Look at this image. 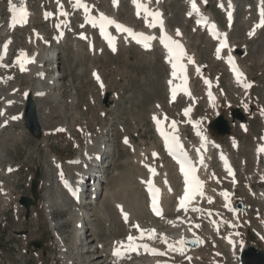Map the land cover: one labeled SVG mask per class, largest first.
<instances>
[{
    "label": "rangeland",
    "instance_id": "obj_1",
    "mask_svg": "<svg viewBox=\"0 0 264 264\" xmlns=\"http://www.w3.org/2000/svg\"><path fill=\"white\" fill-rule=\"evenodd\" d=\"M2 1L0 21L4 13V0ZM28 1L34 15L32 20L34 19L35 32L41 33L50 43L46 47L55 46V51L52 49L49 54L55 53L56 55L59 52L58 56L60 58L58 61H52L48 67L55 68V66H58L59 72L64 75L58 88V91H60L59 98L52 99V95L57 91L53 90L52 93L48 92L41 99H37L40 125L46 131L56 130L57 132L54 135L46 132V141L37 140L27 130L23 119L19 123L13 122L12 126L5 127L0 131V150L3 149L5 154V159L0 156V168H3L7 163L17 164L20 167L18 173H14L7 178L0 176L1 180L7 181L6 184L9 189H12L14 196L30 194L34 202L32 216L28 220H23V213L25 212L23 209L17 208L16 218L18 212L20 213L19 217L15 219L9 216L7 206L3 205L2 200H0V216L5 214L8 220L9 227L6 229L28 231L26 242L30 244V241L34 239L46 242L50 236L48 222L43 211L45 201L52 206L54 199L61 196L65 202L63 205H66V207L60 209L57 205H54L50 208V210L57 211L53 215L54 221H63L65 231H69L72 225L71 220L68 219V210L71 209L73 203L63 191L59 190L61 180H56V169L50 161L53 155L62 161L63 165H68L67 162L71 159L77 156L81 157L86 136H95L102 126L108 123L109 126L107 128L110 132L108 135L110 137L108 138L115 141L118 149L114 159L110 162L111 165L106 168L102 196L98 202H102L105 190H110L113 193V200L116 202H128L130 198H136V196L140 199V195L145 197L142 183L147 176V179L153 177V173L151 177L148 174V163L152 159L148 151L152 146H156L155 148L162 154L160 144L152 130L150 115L153 112V106H159L157 111L154 109L155 114H159V118H171L182 123L181 110L184 106V100L181 97H177L174 102H169L165 86L169 70L163 60L162 52L157 48H153V52H146L134 45H129L126 49H122L119 46L116 52L111 53L103 42L101 35L91 28L81 27L82 21L77 15H74V19L71 21V31H67L65 39L60 43L55 42L52 40L54 32L49 24L50 21L41 20L40 17L43 9L50 8L54 14V7L51 6V3L45 4L44 2L40 6L36 0ZM234 1L236 3L235 20L229 28L226 26L223 15L215 9L213 0H207L206 11L213 14L221 29L228 33V42L236 47L235 50L240 49L242 51L241 54L237 55L250 81L251 88L247 89V92L246 89H242L237 84L232 83L221 61L213 60L214 42H211L203 32L193 28L192 21L184 17L185 5L183 0H165L163 2V11L170 31H181V36L184 39L179 37L178 39L184 43L188 54L195 59L197 64L203 66L202 74H207L212 80L216 81L215 90L218 93L216 105L219 113L231 125V133L227 136H217L213 135L209 129V123L215 114L212 107L207 106L205 102L203 87L196 73L192 75V83L193 92L197 96L198 101L192 116L193 120L200 122L203 132H207L214 140H217L222 149L229 154L238 179V184L234 188L233 201H240L244 204V209H238V221L236 222H234L230 214L225 212L221 214L222 221L218 223L220 225V227L218 226V232H214L211 226V219L215 220L216 217H220L216 207L203 206L198 201L199 206L201 205L202 209L209 211L208 214L211 213L210 215H197L192 214V212L182 213L181 215L184 214L183 217L188 218L189 216L188 219L193 221L200 236L201 244L196 249L199 257L191 261L184 259L180 264H238V257L230 253L229 244L224 241V237L230 233L227 226L228 222L235 224V230L241 241H245V244H254L264 252V222L262 219L255 217V211L253 210L255 207L262 210V202L245 190L247 184L253 181L255 171L259 173L263 164L262 160L257 161L253 157V150L255 144L260 143V133L263 129L264 28H260L261 30L257 36L247 38V29L251 28L250 26L256 19L254 4L251 0ZM93 3L91 4L92 9L94 7L101 8L105 12L111 13L109 0H100L98 3ZM67 6L68 4L65 7L71 9V6ZM117 15L122 22L137 28L145 27L144 20L133 18L129 0L122 2ZM245 17L246 19L248 18L247 26L243 23ZM34 29L26 27L13 34V44L9 47L10 57L6 62L8 67L13 60L11 57L16 55L17 50L24 48L27 53H32L33 49L40 46L39 40H32L31 38ZM81 33L87 37L88 33L91 34L94 48L89 49L87 42L82 38L75 39L76 35L81 37ZM29 39L32 40L31 43ZM71 44H77L79 49H76L75 46L73 48ZM100 46L101 49L99 48ZM46 50L41 48L42 53H45ZM94 72L99 76V81L93 75ZM10 74L11 86L17 84L18 90L21 89V91L32 88L31 79L27 72L19 73V70L11 69ZM3 76V72L0 71V77ZM0 90L1 94L4 91L6 92L7 89L0 87ZM105 93H109L111 97L110 103L107 105L103 103ZM247 105L252 107L251 113L253 114L247 112L246 107H244ZM233 108H240L248 114L246 120L242 122L246 124V132L242 130L238 120L232 122L230 110ZM10 111L12 112L11 114L18 113L20 111L19 105H14ZM18 118L20 120L22 116L19 115ZM182 133L186 134L189 140H193L190 128L186 124L182 125ZM124 138L128 139L131 146L124 144ZM233 138L236 140L237 146L233 145ZM141 152L145 155V158L140 154ZM211 156L210 169H208L206 174L213 172L212 177L218 179L219 183H223V186L227 187V182L224 180V172L216 161L215 152H211ZM153 161L158 162L157 159ZM164 162L166 163V159H164ZM138 174L140 177H138ZM173 174H175L174 167L169 165L168 176L174 177L172 182L175 184L174 188L176 187L175 191L177 192L180 186V179L179 176ZM47 179L48 184L45 185L44 182ZM26 181H31L30 190L25 188ZM136 185L138 186L137 189ZM49 188H53V191L51 193L45 192ZM136 190L137 194H135ZM98 193L100 194V190ZM106 201L110 203V201ZM174 204L175 199L172 198L170 208H173ZM109 205L108 214L110 216L115 214L114 217L118 219L120 214H117L115 206L111 203ZM95 209L97 211L94 206L91 210H88L89 213H93L91 218L95 219L90 225L92 227L91 233L95 232L97 245L101 244L102 247H105L108 245L107 242L112 237L120 235L122 230L120 234H115L117 225L116 229H114L115 227L112 229L108 227L109 230H107L105 223L102 220L99 221L100 213H96ZM212 212H215V214H212ZM96 214L98 215L97 217ZM113 215L111 219H113ZM143 215L145 220H148V215ZM2 233L0 232L1 235ZM16 240V243L18 245L21 244L24 248V245L20 242L21 240L19 238ZM28 249L26 248V250ZM45 251L46 253L42 254L39 261L33 260L34 264H46V260L47 264H51V258H55L57 252V246L52 239L48 242V247L45 248ZM86 260L88 259L86 258ZM88 261L93 264V259Z\"/></svg>",
    "mask_w": 264,
    "mask_h": 264
},
{
    "label": "bare ground",
    "instance_id": "obj_2",
    "mask_svg": "<svg viewBox=\"0 0 264 264\" xmlns=\"http://www.w3.org/2000/svg\"><path fill=\"white\" fill-rule=\"evenodd\" d=\"M16 1L18 3H21V0H16ZM26 1L27 0H22V2H26ZM99 1L100 0H94V2H99ZM254 1L259 6L263 5V3H264V0H254ZM1 2L3 3V1L0 0V6H1ZM36 2L40 6H42V4H44V2H45V4L51 3V5H54V7H55V13H54L55 18H59V20L62 21L61 23H63V21H64L63 18L70 20L68 22L66 20V22H65L66 24H60L56 20H55V22L60 25L61 29L64 30L63 26H65L68 31L71 30V24L70 23H71V20L74 18V13H68L65 11V13H67L66 16L60 15L59 12L60 11L64 12V9H63V7L58 8L57 0H36ZM163 2H164V0H138V3L144 4L149 10L159 11V13L161 14L159 19L162 20V22H163V28L168 30L166 27V24L163 21L164 20L163 17L165 16V14L163 13ZM218 2L221 3L220 11L224 14L225 17L227 16L229 18L228 22L230 23L233 19L232 16H233L235 6H236L235 1L234 0H223V1L219 0ZM62 3H63V0H60V6H62ZM111 4L113 6V7H111L112 13L108 17L111 19H114L116 22H118L116 17L118 16L117 13H118L121 6L119 5V1H117V0H116L115 5L113 4V0H111ZM205 4H206V1L201 0L200 5L197 6V8L199 10V15L197 12H194L193 16H198V18L199 17H206V18H208V22H211L213 25H215L214 30L218 33V36H219L217 43H216V46H217L219 44V42L222 40V37H226V32L223 31L218 26V24H216V20H214L215 18L212 14H211L212 15V17H211L210 15H208L207 13L202 11L201 7H203V5H205ZM187 5H189V2L187 3ZM87 6L89 7L88 14L91 17L92 16L90 13L91 5L90 6L87 5ZM132 6H133V18L134 19H136V20H148V21L151 20L150 24L154 22L152 16H147V17L145 16L143 9L139 10V15H138L137 14L138 13L137 7L133 3H132ZM44 10L45 9H43L42 11H44ZM33 16H34L33 12H31L30 21L27 23V24H29V27H32V28L34 27V24H33L34 19L32 20ZM52 16L53 15L49 16L48 18L52 19L51 18ZM41 17H42V12H41ZM257 21L258 20H255V22H253V24H252L253 27H252V25L250 26V27H252V29L254 30V33H256V35L259 33V30H257L258 27L256 26ZM243 23L245 26H247L248 18L246 19V17H245L243 19ZM87 24L90 25L91 23H86L85 20H82L81 25L85 26ZM122 25H124V24H122ZM114 27H115V25H114ZM153 30H154L153 27H149L147 31L139 30L138 32L139 33L143 32L146 35L152 36ZM247 30H248V32H247V38H248V37H250L249 33L251 32V30H250V28ZM179 32H180L179 36L176 34L177 30H175V32H171V35L175 39H178V37L181 39H184L181 36V31H179ZM33 35H34V33L31 36L32 40L37 39L39 36H41V33L38 34V36H33ZM109 35H111L113 37V43H114L116 50L118 49L119 46H121L122 49H126L129 46V44H131L129 42V40L126 39V37L124 35H122L120 32H118L116 30V28H115V32L113 34L110 33ZM34 37H37V38H34ZM75 37H76L75 39L81 38L79 35H76ZM83 37L84 38H82V39H84L87 42L88 46L91 44V47L89 46V49L94 48V44H93L91 34L88 33V37L86 35ZM29 40L31 43L32 40L31 39H29ZM102 40H103V42H106L107 47H108L109 46L108 41H107V39H105L104 36H103ZM72 46H73V48H74V46L76 49L78 48L77 44H74ZM152 46H153V44H150V47H148V48H145L144 46H138V47H140L141 49H143L146 52H148V51L153 52ZM99 48L101 49V46ZM108 48H109V51L111 53L116 52V50L113 51L111 47H108ZM52 49L55 51V49H56L55 46L52 47ZM235 49H236V47L232 43L229 44L228 48H226V50L224 52L227 56H224V57L221 56L220 58L224 59V58L230 56L234 60H237L238 55L235 54V52H234ZM47 50H50V48H48ZM57 51H59V50H57ZM20 52H17V55L20 56ZM23 52L25 53L24 50H23ZM42 52L43 51H41V46H39L38 48L33 49V52L31 54L27 55V53H26L27 60H30V62H26V63L24 62V68H25V71L28 73L29 78L31 79V86H32V88H30L31 90L26 89L24 91H21V89L18 90L17 84H15V85L13 84L14 86L7 88L8 90L6 92L4 91L5 93L0 94V97L2 98V100H1L2 107L0 109V112L2 110L6 109V115H4V117L0 118V130L6 126H12V123L16 122L15 119H13V117H15L17 114H11V112H9L10 108H12V106L14 104L19 105L20 111H18V114L22 116V112L24 109L25 101H26L25 95L27 93L30 94L32 92L33 94L37 95V97H34V98L30 97V99L32 100V102L34 104L35 113H37L39 125H40V120H39L40 115L38 113L37 99H41L42 96H44L48 92L52 93L53 90H57V91L52 95V99L60 97V94H59L60 91H58V88L60 86V83H62L64 75L59 72L58 66H55V68L57 70H54L53 67H51V69H50L51 71L48 72L47 77H44V79L42 80L40 75H41V72H44L43 66L46 64V62H49V64L52 62L48 59V56L46 54L44 55V53H42ZM58 53L56 54V61H58V59L60 58L58 56ZM52 54H54V53H52ZM214 54H215V52H213L212 57H214ZM166 56L167 55L164 56V60L166 61L167 66L169 67V73H168V76L166 77L165 82H166L167 90H168V94H169L168 95L169 101L170 102L174 101L177 98V96H181V97H184L186 99H191V103H192V100H196V98L193 97L190 89L188 91L189 94H184L183 92L180 91V92L176 93L175 98H173L172 89H175L179 80H178V77L172 76L171 63L169 62V58ZM236 57H237V59H236ZM24 59H25V57H21L19 59V61L23 62ZM213 59H215V58H213ZM17 61H18V58H16L14 60L13 64L15 65L16 68L21 69L20 62H17ZM182 61L185 62L186 59L182 58ZM236 63H237V61H236ZM237 65H238V63H237ZM238 67H239V65H238ZM198 68H199V66L196 63L191 67V69L193 71H196V72H197ZM1 69H5L3 65L1 66ZM242 69H245L244 66H242ZM239 72H240V70H239ZM244 72H245V74H247L245 70H244ZM231 77H232L231 78L232 83L237 84L242 89H246V92H247V88H245L243 86V84H245V83L250 84L249 83L250 81L248 80L247 76H245L243 74V76L241 78V80H242L241 83L237 82L236 76H231ZM1 80L2 81L4 80L6 82L7 80H10V77H4ZM169 81H172V83L169 84ZM5 85H7V83ZM11 89H15V90L10 93ZM211 90H212V88H211ZM210 92L213 95V100H211L209 98V92L207 93V99L211 103L214 101V99H216V97L212 91H210ZM246 97L249 98L248 96H246ZM108 100L110 101L111 97H109ZM211 107H213V104L211 105ZM213 108H215V111L219 112V110L216 107V104L214 105ZM154 109H155V111H157L158 107L153 106V112L150 115L151 119H152L153 115H155V113H156L154 111ZM101 112H102V110H101ZM183 112H184V110H183ZM250 114H253V113H250ZM19 115H18V117H19ZM41 116H42V113H41ZM16 120H18V118ZM191 121L192 120H190V118H189L187 120V123L189 124ZM17 122L19 123L20 120H18ZM192 122L195 125L193 130H194V134L196 135L197 141L202 142V139H201V136H202L204 138L202 143L205 144V148L207 150V155L204 158V161H203L204 163L201 167L202 169H200L201 172H200V170L197 172L198 180L199 179L203 180L204 171L207 168L209 169L211 161H212L211 151L213 148L218 147V144L215 141H213L211 137L200 132L199 124L195 123L194 121H192ZM165 125H167V124H165ZM108 126H109L108 123L105 124L104 126H102L101 130L98 131L97 134L93 137L92 136H90V137L86 136L85 146H84L83 153H82L81 157L77 156L73 160H71L69 162L71 164V166L67 167V169L64 167V165H62L61 162L58 161V159L56 157L52 156L51 161L53 162L54 166H56L58 168V176H61L63 178H68L72 182V184L74 185L75 188L81 187L82 186V180L87 175H90L91 172H94V174L96 173L97 176H99L100 181L97 183L98 188L96 189V195H97L99 190H100V194L98 193V198L94 201V204L88 203V201H84L83 199H80L79 201H77V204H75V209H79L81 211L82 215L85 214L88 217V216H92L93 214L85 213V211L88 212V210H91L92 207L95 206V208H97V211L95 209L96 213L97 212L100 213L99 221L102 220L105 223V228L107 230H109L108 227L110 229L115 227L114 229H116V225H117V231L114 230V231H116L115 234H120L121 230H122V233L120 235H117L116 237H112L107 242L109 245L108 247H110V248H108L106 250V251H108V253L106 254V258L111 256L112 252H114V249H117V248H120V254L115 255L111 259H101L100 257H98L97 253H95L94 256H91V255L87 256V255H84L83 253L75 254L74 256H67L68 252H66V248H63L62 244H61L59 246L58 259L51 261V264H92L88 261L89 259H91V260L93 259V264H180V262L183 261L184 259L191 261V260H194L197 257H199V254H198V252H196V250H189L183 246V240L188 236H196L200 239V236L196 231V226L194 225L193 221H190L188 219L189 216H188V218L183 217L184 214L183 215H181V214L184 213L185 210L179 208V206H178V204L180 203V198L183 195L185 187H186L184 175L178 171V169H177L178 166L175 163H173L165 154H161L160 152H158V150L155 148L156 146L155 147L152 146L149 149L148 153L153 160L157 159L158 162L156 163L155 161H153L151 159V161L148 163L149 169L150 168L154 169V172H152L148 169V174L151 177L152 173H153V177L149 178V179H147L148 176L146 177L145 181L142 183V189L143 190L145 189L146 194L148 193L150 185L146 181L150 180L151 181V187L155 190H158L157 194L159 195V205L162 208V214L160 217H155L154 215L150 214L149 211L147 210L148 209V201H147L146 194H144L145 197H143V195H140V197H139L140 199H138V196H136L137 199L135 197H132L129 199L128 202H125V201L116 202L113 200V195H112L113 193L110 190H105V192H103L102 202L101 201L98 202L100 197L102 196V186L105 183L104 179L106 178V175H105L106 168L109 165H111L110 162H112V160L114 159V156L117 153V149H118L117 145L115 144V141L113 139L110 140L108 138V137H110V136H108L110 133L108 128H107ZM175 126H176V129H178V126L176 124H175ZM40 127H41V125H40ZM60 129H61V127H60ZM46 132H48L51 135H54L57 131L56 130L46 131V130H43V128L41 127L40 128V135H38L36 137V139L39 141L40 140L46 141L45 140V138H47ZM197 132H200L201 135H197ZM175 135H176L177 139H179V143L182 145L183 150L188 154V158L190 160H192V164L194 166L195 165V159L190 156V149L188 148V145H187V143H188L187 135L186 134H179V129H178V132L175 133ZM124 139H123V141H124ZM125 145L131 146L129 141ZM235 145H237V144L235 143ZM145 151H147V150H145ZM3 152H4V150L1 149L0 150V156L2 159H5V154ZM154 152L157 154L156 156L152 155ZM140 154H142V152ZM101 156H103V157H101ZM105 156H107V157H105ZM143 156L145 158V155H143ZM106 159H107V161H106ZM137 159H140V158H137ZM164 159H166V163L164 162ZM228 159L226 158V163H223V162L221 163L222 167L226 170L227 175L230 172L229 170H232V168L230 166V162ZM137 161H139V160H137ZM140 162H142V161H140ZM108 163H110V164H108ZM169 165L171 167H174L175 174H173V175H176V176L182 175L181 176L182 182H180L179 190L177 192L175 191L176 187L174 188L175 184L172 182V179H174V177L168 176ZM97 172H99V174ZM201 174H202V177H201ZM123 175H124V173H123ZM199 176H200V178H199ZM138 177H140V175ZM101 178L103 179V181H101L102 180ZM140 182H141V180H140ZM45 184L46 185L48 184V179H47V181H45ZM88 186L90 187V184ZM137 187L138 186L136 185V189H137ZM140 189H141V187H140ZM140 189H138V190H140ZM135 194H137V190H136ZM177 197L179 200L176 202V205H174L173 208H170L171 207L170 206L171 199L177 198ZM116 199H117V197H116ZM106 200L110 201V203L113 206H115V209L117 210V214H120V215H118V219H117V217H114L115 214L113 215L112 212H111V214L113 215V219H111L112 215L110 216L108 214V207H110V205H109L110 203L107 202ZM91 202H93V201H91ZM191 202H190V204H192ZM63 203H65L64 199L61 198V196H60L59 198H55V202L53 203V205L58 204V205L63 206ZM197 203H198V201H197ZM189 205L185 209H188ZM86 206H88V208H86ZM118 206H120V207H118ZM75 209L69 210V217L72 216ZM121 209L123 211H121ZM82 210H85V211H82ZM46 211L48 212V209H46ZM236 212H237V210L233 209L232 215H234V218L237 215ZM198 213L199 212H197V215H198ZM124 214L127 215V219H125ZM143 214L148 215V217H147L148 220H145V216ZM97 216L98 215L96 214V217ZM0 218L2 219V216H0ZM74 220L76 222V218ZM93 221H95V219H92V222ZM214 221L216 222V220H214ZM214 221L212 220L211 223H214ZM0 223H1V220H0ZM134 225H138L139 227L138 228L134 227ZM218 226L220 227L219 224H218ZM147 230H154L151 238L149 237ZM142 231L145 233L143 236H141ZM130 235L134 238L133 243L135 245L134 249H131V250L127 248V244H128L127 238ZM161 236L165 237L166 240H162ZM90 238H91V247L92 248H101L102 249L101 244L97 245L96 234L90 236ZM224 239H225V237H224ZM118 241H123L124 247H120L116 243ZM226 241H228V243L230 245L229 246L230 253L233 256H237L239 258V253L244 248V246H245L244 242L245 241L242 242L241 240H239V237L237 236V234L236 235L231 234L230 236H228L226 238ZM169 245H172V247H169ZM145 246H147V247H145ZM12 248H13V250L10 252L12 264H34L33 260H35V259L37 260V258H35V257H33V258L29 257V254H26L23 251H21L20 248L17 245H15L14 243L12 244ZM151 249H156L158 254H154L151 251ZM176 249H180V250H176ZM84 253L89 254L90 251L85 250ZM86 258L88 260H86ZM236 262H238V261H236ZM0 264H10V260H7V259L0 256ZM238 264H239V262H238Z\"/></svg>",
    "mask_w": 264,
    "mask_h": 264
},
{
    "label": "snow or ice",
    "instance_id": "obj_3",
    "mask_svg": "<svg viewBox=\"0 0 264 264\" xmlns=\"http://www.w3.org/2000/svg\"><path fill=\"white\" fill-rule=\"evenodd\" d=\"M132 2L137 7V10H138L137 14L138 15H139V10L143 9L146 17L147 16H152L153 17V21L154 22L151 23V24H148V27H155L156 23L160 24V28H161L160 42L168 50L169 62L171 63V67H172V76L173 77L177 76L178 72L180 74H183L184 70H185V65L183 63H180V58L182 56H184V54H185L184 50H183V47L177 40H174L172 37H170L166 33H164L163 22H162V20L159 19L160 15H161L159 13V11H151V10H149L144 4L138 3V0H132ZM189 3H190V6H191V11L189 12V15H191L192 12H197L198 15H199V10L197 8V4L195 3V0H189ZM113 4L114 5L116 4V0H113ZM57 5H58V8L62 7V6H60V0H57ZM74 7H81V8L84 9L85 22L86 23H91L94 27L97 26V25L99 26L100 31H101V35L104 36L105 39H107L109 47H111L113 51L116 50L115 46H114V43H113V37L111 35H109L105 31V26L108 25V24L115 25V28L118 31L130 34L134 39L137 40L138 43H141L145 48L150 47V44L148 42L153 40V39H155V37H153L151 35H146L143 32L136 33V32L133 31V29H131L129 27H126V26L116 22L114 19H111V18L105 16L104 14H100L98 21L96 19H93L92 17H90L88 15L89 7L86 4L82 3L81 0H76V2L74 4ZM8 11L11 14L10 20H9V27L10 28L16 26L17 24H21L22 25L23 23L26 22L27 11H26V8L23 6L22 0H21L20 7H17L15 4L12 3V0H9ZM59 14L63 15V16L67 15V13H64L63 11H60ZM50 15H52V14L46 12L45 13V18H47ZM262 15H264V14H262ZM200 22H201V20L197 21V23H200ZM260 23L262 25H264V19H262ZM56 26L59 27V24H57ZM81 27H83V25H81ZM210 27H211V29H214L215 25H211ZM176 34L178 36L180 35L179 30H177ZM251 34L252 33L250 32L249 35H251ZM81 38H84L83 37V33H81ZM10 42L11 41L9 40V41H6L4 43L3 48H4L5 51L7 49V45ZM89 46L91 47V44ZM222 46H223V42H222ZM216 51H217V55L219 57L220 48H217ZM3 54H4L3 52H0V59L3 58ZM20 57H25V62H30V60H27L26 53H24L23 50H21V52H20ZM188 60H189V63L193 62L191 57H189ZM17 62H20L19 58H18ZM228 63L230 65H233V61H232V58L230 56L228 57ZM20 66H21V70L22 71L25 70L24 62H20ZM233 71L236 74L237 82L241 83L242 82L241 78H242L243 74L240 73L239 71H237L234 65H233ZM197 72H199V69H197ZM93 75L99 81L100 78L95 72L93 73ZM171 83H172V81H169V84H171ZM205 83L207 84L209 82L207 80H205ZM243 86L245 88H248V87H250V84L245 83V84H243ZM183 91L186 94H189L186 87L183 89ZM175 95H176V89H172L173 98H175ZM209 96L211 97V92H209ZM157 107H159V106H157ZM188 112H189V109H184V114L186 116L188 115ZM262 114H264V112H262ZM13 119H16V117H13ZM152 119L154 120V122L157 125V130L160 132L161 136L164 137L165 144H166L167 147H169L170 152H172L173 150L179 151L180 154L182 156H184V159H182V160L178 159V163L180 164V171L182 172V174L185 177V185H186L185 191H184V195H183V197L180 198L179 207H185V201H187L190 198V195H192L195 192L200 190V188L202 186V182L199 181L195 177V175H194L195 169L188 162L186 154H184L181 151V145H180L179 140L177 139V137L175 135H172L170 137L167 133H165L160 127L161 121L159 119H157V117L155 115H153ZM172 128H173V132H174L175 131V121L172 122ZM60 130L62 131V129H60ZM197 135H201V133L197 132ZM201 139H202V142H203L204 138L202 136H201ZM124 143L125 144L128 143V139L127 138L124 139ZM258 150L259 151H264V147H262V148H260ZM152 155L156 156L157 154L154 152ZM221 159H224V157L221 156ZM8 170L12 171L11 168H9ZM149 170L154 172V169L150 168ZM189 177H191V183L193 185L191 193L189 192V189H188ZM64 183H65V186L67 187V181H65ZM148 184L150 185L149 192H150V194L152 195V198H153V202H152L153 211L156 212L157 215H159L160 214V209L157 207V197H156V192L158 190H153V188L151 187V181L150 180L148 181ZM221 195H223L225 197V199L227 200L228 193L226 191L222 192ZM209 200L211 202V198H209ZM118 207H120V206H118ZM121 211H123V210L121 209ZM193 211H199V209H193ZM124 215H125V219H127V215L126 214H124ZM134 227L138 228L139 226L138 225H134ZM147 231H148L149 237L151 238L154 230H147ZM144 234L145 233L142 231L141 232V236H143ZM161 239L162 240H166V238L163 237V236H161ZM127 240H128L127 248L130 249V250L134 249V247H135V245L133 243L134 238L130 235V236H128ZM116 243L120 247H124V242L123 241H118ZM145 247H147V246H145ZM169 247H172V245H169ZM176 250H180V249H176ZM151 251L154 254H158L156 249H151ZM119 254H120V248L114 249V255H119Z\"/></svg>",
    "mask_w": 264,
    "mask_h": 264
},
{
    "label": "water",
    "instance_id": "obj_4",
    "mask_svg": "<svg viewBox=\"0 0 264 264\" xmlns=\"http://www.w3.org/2000/svg\"><path fill=\"white\" fill-rule=\"evenodd\" d=\"M108 94H106L105 98L103 99V103L107 105L108 103ZM250 109V108H249ZM232 119H238L240 121L244 120L243 114L238 109L231 110L230 112ZM24 122L29 130V132L37 137L40 135V125L37 118V113H35V107L30 99V95L27 96V101L24 109ZM210 128L214 132L219 135H225L230 132L229 125L227 121L224 119L223 116H218L215 118L211 124ZM19 203L25 208L26 210V218H28L30 214V206H32L33 201L28 197H22ZM238 208H242V204H237ZM184 245L190 249H196L199 246V240L195 237H189L184 240ZM33 246L38 248L40 244L38 242L33 243ZM240 262L242 264H264V253L261 252L255 245L249 244L246 248L242 251L240 256Z\"/></svg>",
    "mask_w": 264,
    "mask_h": 264
},
{
    "label": "built area",
    "instance_id": "obj_5",
    "mask_svg": "<svg viewBox=\"0 0 264 264\" xmlns=\"http://www.w3.org/2000/svg\"><path fill=\"white\" fill-rule=\"evenodd\" d=\"M0 228H1V230L0 231H5V230H3L5 227L4 226H0ZM1 237V236H0ZM3 247H1L0 246V256L1 257H3V258H5V259H7V260H10V264H12V262H11V254H7L6 253V251L4 250V249H2ZM24 253H26V252H24ZM29 257H30V255H29ZM32 257H35V258H37L38 259V257H37V255H34V256H32Z\"/></svg>",
    "mask_w": 264,
    "mask_h": 264
}]
</instances>
